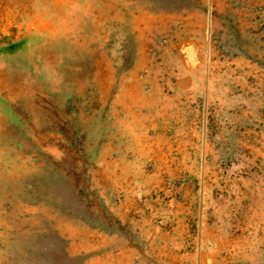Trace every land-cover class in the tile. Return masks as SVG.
I'll return each instance as SVG.
<instances>
[{
	"label": "rangeland",
	"instance_id": "rangeland-1",
	"mask_svg": "<svg viewBox=\"0 0 264 264\" xmlns=\"http://www.w3.org/2000/svg\"><path fill=\"white\" fill-rule=\"evenodd\" d=\"M0 264H264V0H0Z\"/></svg>",
	"mask_w": 264,
	"mask_h": 264
},
{
	"label": "water",
	"instance_id": "water-1",
	"mask_svg": "<svg viewBox=\"0 0 264 264\" xmlns=\"http://www.w3.org/2000/svg\"><path fill=\"white\" fill-rule=\"evenodd\" d=\"M184 51L187 53V59L188 61H191L192 60V53H193V50L190 46H187L184 48Z\"/></svg>",
	"mask_w": 264,
	"mask_h": 264
}]
</instances>
